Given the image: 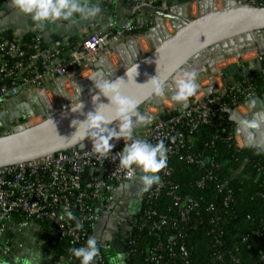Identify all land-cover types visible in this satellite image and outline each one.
Masks as SVG:
<instances>
[{"label":"built area","instance_id":"built-area-1","mask_svg":"<svg viewBox=\"0 0 264 264\" xmlns=\"http://www.w3.org/2000/svg\"><path fill=\"white\" fill-rule=\"evenodd\" d=\"M132 1L135 2L133 5L135 9L140 10V16L143 17L140 25L135 22L129 27L122 26L116 29L111 24L103 32L90 28V30H83L78 36L71 39L55 37L48 41L42 38L35 26H32L27 32L30 34L28 40L25 38L26 33L12 32L9 35H0V133L3 130L17 132L20 129L38 125L49 116L57 115L72 105L78 104V98H74L75 88L74 83L71 82L73 78L78 79L84 77L85 73L93 74L98 71L102 76L109 78L111 72L108 71L107 63L103 60L106 55L108 58L110 57L109 44L114 43L113 48L116 51L119 46L117 42L125 32L124 29L130 32L140 30L147 23L148 19L144 20L145 13H148L149 17L151 16L150 21L153 17L154 22L155 15L142 10V6L175 13L177 7L181 8L195 2L203 8L207 0H188L180 4L169 3L166 0ZM210 1L213 9L214 0ZM217 1L227 5L235 2L264 6V0ZM162 18L157 17V19ZM163 19L170 22L168 28L165 26L161 33L163 37H166L174 32L176 22L168 18ZM146 33H150L149 28ZM128 36L125 40L132 38ZM224 52V48L219 50L221 57ZM206 55L213 58L209 53ZM258 71L264 74V66ZM254 78L255 71L253 70L249 76L238 81L233 92L225 93L221 88L219 91H215L214 95H210V93L206 94L204 90V96L201 98L190 97L184 105L173 103L170 106H165L161 101L163 111H160L158 105L149 120L147 119L149 108L142 112L146 117V123L134 129V137L152 144L163 140L168 148L167 156H169L177 152L185 142L182 130L177 129V126H188L190 131L194 130L198 124L207 122L208 117L214 115L215 104H219L218 109L222 112L220 115L222 119L229 118L228 114H233L232 111L240 107L251 111L249 101L254 94L251 84ZM172 84L171 77L167 84L171 93ZM78 88L76 87V92ZM69 89L72 91L70 92ZM91 89H95L94 86ZM88 92L82 93L81 97ZM231 93L234 95H230ZM235 95L238 97L230 100L229 104L221 101L223 98ZM239 97L241 100L237 101ZM150 102L148 103L150 104ZM230 107H234V109H230ZM53 108H56V111ZM259 112L256 110L251 113V119ZM260 113L264 115V111ZM228 139L238 148H253L237 123L233 126L232 135ZM110 143H113L115 147L107 154V157L97 154L92 149L91 141L86 139L81 150L72 153L58 152L0 168V262L6 258L11 264H21L14 262L9 246L12 244L13 247L23 249L22 241L27 238V229H35L33 222L42 219L48 220L52 224L50 234L71 237L79 244L78 247L84 245L83 240L89 235L84 224L94 225L99 222L102 219L101 209H109L117 201L119 186L134 181L137 175V168L134 167L129 175V170L123 169L119 164L120 152L124 145L130 141L121 139L110 141ZM186 159L189 162L193 161L189 156ZM87 167L89 171L84 176L83 172ZM95 169L99 170L97 175H93ZM160 173L168 175V166ZM89 178H91L90 181L87 180ZM207 178H211V176L207 175ZM162 180L145 191L146 202L159 195L160 190L166 184ZM202 185L203 180L198 182V186ZM176 189L177 186L171 184L167 195L172 199L173 206L180 209V220L184 221L188 212L197 203L190 199H182ZM66 208L71 212L76 211L75 217L83 225L81 229L74 230L75 221H69L64 216ZM146 214L156 215L150 209L146 211ZM135 217L136 215L131 218L130 225ZM140 221L142 225H145L146 221L142 219ZM166 221L167 218L164 215H159V220L148 227L151 230H158L166 224ZM35 232L36 236L41 234L39 229H36ZM126 245L131 246V243L127 242ZM41 259L47 260L46 257ZM51 261L56 264H66L63 258L52 259L50 257ZM101 261L103 259L100 252L92 264Z\"/></svg>","mask_w":264,"mask_h":264},{"label":"trees","instance_id":"trees-1","mask_svg":"<svg viewBox=\"0 0 264 264\" xmlns=\"http://www.w3.org/2000/svg\"><path fill=\"white\" fill-rule=\"evenodd\" d=\"M29 37L26 33L25 38ZM251 84L257 98L262 97L264 74L255 71ZM232 97L221 101L229 104ZM221 114L215 111L192 131L188 126H177L184 135V145L168 156L169 174L158 173L166 183L159 195L149 202L143 196L125 239L131 246L125 245L121 254L100 244L103 261L95 264H112L121 255L123 264H264V155L256 147H236L228 139L234 122L228 117L222 119ZM187 156L193 161L189 162ZM202 180L203 185L198 186ZM171 184L177 186L182 199L197 203L184 221L167 195ZM149 209L156 215L146 214ZM72 213L75 216L76 211ZM159 215L167 218L166 224L151 230L148 226L157 222ZM33 226L41 234L30 251L47 258L39 259L38 264H56L50 257L79 264L68 251L79 246L74 239L50 234L52 224L45 219L34 221ZM93 226L84 224L89 233L84 244L92 236Z\"/></svg>","mask_w":264,"mask_h":264},{"label":"water","instance_id":"water-1","mask_svg":"<svg viewBox=\"0 0 264 264\" xmlns=\"http://www.w3.org/2000/svg\"><path fill=\"white\" fill-rule=\"evenodd\" d=\"M124 1L132 5L135 4L132 0ZM141 8L155 15L154 26L150 27L149 31L155 36L157 46L142 58L137 59L136 54H132V58L129 60L130 65L127 69L131 67L132 63H135L138 65V74L134 80L129 78L124 88V94L138 100V108L155 100L160 111H163L160 98L149 95V88L145 84L148 79L157 74L161 78L168 77L167 85L171 78L170 73L173 74L174 69L186 67L189 71H195L200 65V59H207L206 54L211 50L218 49L219 51L245 34L253 35L255 32L264 30V6L232 2L221 10H213L211 1L207 0L205 14L192 19L182 17L180 7H177L175 14L146 6ZM157 17L168 18L176 22L175 30L169 37H163L161 34ZM135 22L133 21L132 24L134 25ZM128 49L132 52V47H128ZM199 56L201 57L199 58ZM198 59L199 61H197ZM125 71L116 77L127 81ZM205 92L209 94L211 89L206 88ZM93 95H98V90L92 89L83 96L81 100L83 108L78 112H72L69 107L57 115L49 116L38 125L20 129L17 132L3 130L0 133V168L58 152L72 153L83 149L86 139L81 142L83 147L80 143H71L67 139L75 131V127L72 125L73 120L82 121L88 112L95 111L96 104L108 103L102 95L93 103ZM141 114L143 113L141 112ZM229 118L243 129L250 144L258 148L264 155V135L256 122L250 119L247 123H243L234 115H230ZM88 171V167L84 169V176ZM98 172L99 170L95 169L93 175H97ZM87 180L90 181L91 178ZM123 237L126 239L127 234H124Z\"/></svg>","mask_w":264,"mask_h":264},{"label":"clouds","instance_id":"clouds-1","mask_svg":"<svg viewBox=\"0 0 264 264\" xmlns=\"http://www.w3.org/2000/svg\"><path fill=\"white\" fill-rule=\"evenodd\" d=\"M12 5L22 14L29 15L34 21H56L69 20L74 15H79L82 19L94 18L100 13V8L96 4L89 5L88 0H12ZM170 73L172 77V96L175 102L186 103L198 90L196 71L173 70ZM127 81L121 77L115 79L96 76L93 81L94 88L98 90V95L92 96L95 103L102 95L108 103L96 104L95 111L88 112L85 119L73 120L72 125L75 131L67 139L71 143H81L85 139L91 141L92 149L101 157H107V154L115 147L110 141L127 140L130 143L124 145L119 156V164L123 169L131 170L138 168L143 175L140 176L144 190L147 191L154 184L161 182L158 173L167 167L168 148L163 140L152 144L146 140L135 138L134 129L146 123V117L138 109L139 101L126 96L124 88L129 78L134 80L138 74V65L132 63L131 67L125 71ZM168 77L161 78L158 74L148 79L145 83L149 88V95L162 97L165 94ZM81 89L78 88L77 95L80 100ZM83 108V104H74L71 106L72 112H78ZM114 125V126H113ZM64 216L69 221H75V229L83 227L74 214L67 208L64 210ZM108 238V234H105ZM72 257L79 260V264H92L99 256L100 249L95 236H90L86 243L80 247L68 249ZM123 261L120 257H115L116 261ZM39 253L30 252L29 260L26 264H38Z\"/></svg>","mask_w":264,"mask_h":264},{"label":"crops","instance_id":"crops-1","mask_svg":"<svg viewBox=\"0 0 264 264\" xmlns=\"http://www.w3.org/2000/svg\"><path fill=\"white\" fill-rule=\"evenodd\" d=\"M88 2L90 6L96 4L100 8V13L94 18L82 19L77 14L69 20L60 19L56 21L37 22L31 16L20 13L12 5V0H0V35H9L12 32L27 33L32 26H35L42 38L48 41L58 36L74 38L85 29L90 30V28H95L103 32L111 24L118 29L127 24L131 25L133 21H136L137 25H140V22L143 21V17L139 13L132 15L133 5L127 1L88 0ZM149 18V15L144 14V20ZM147 45L149 44L147 43ZM119 46H123L127 50L123 42ZM238 53L240 52L236 51L235 55ZM141 175L143 173L137 168V175L134 181L123 183L119 186L117 201L109 209H101L102 219L93 226L92 236H95L103 247L107 246L115 253L122 254L124 252L126 244L123 236L128 233L131 218H134L138 213L142 203L145 190L140 180ZM35 230L31 228L26 231L27 238L22 241L24 245L22 250H25L23 256L25 259H23L21 264H26V261L29 260L30 249L34 247L35 238L37 237ZM105 234H108L107 239L105 238ZM11 247H13L12 244L9 246V249ZM14 248L17 247L14 246ZM19 253L22 256V253ZM15 255H18L16 251L13 253V257ZM120 258L123 261L122 255ZM0 264L11 263L6 258H3ZM116 264H120V261H116Z\"/></svg>","mask_w":264,"mask_h":264},{"label":"bare ground","instance_id":"bare-ground-1","mask_svg":"<svg viewBox=\"0 0 264 264\" xmlns=\"http://www.w3.org/2000/svg\"><path fill=\"white\" fill-rule=\"evenodd\" d=\"M227 6L228 5L223 3V2H219L217 0H214V3H213V9L214 10H221ZM206 11H207L206 10V3L203 5V8H201V5L197 2L186 4L183 7H181V9H180L181 16L184 18H187V19H189L190 17L196 18V17L202 16L205 14ZM170 13L175 14L176 12L174 13L172 11ZM157 22L160 25V32L161 33H163V31H164L163 28L165 26L168 28V26L170 25V22L167 19H163V18L157 19ZM171 34H169V36ZM169 36H166V38ZM133 41L136 43H133ZM252 41L255 43H258L259 45L255 44V46H254ZM263 41H264V30H261L259 32H255L253 35L251 33L245 34V35L241 36L239 39H237L236 41H232L229 44H227L225 47H223L225 49V52L223 54L224 56H222V57H221V54L219 53L218 49L211 50L210 53L212 54L213 58H211V57H208V59L201 58L200 59V65L195 70L197 72V77H198L196 82L199 85V87H198L197 92L192 97L201 98L202 96H204V90L206 88H210L212 90V92L219 91L222 88L221 84L217 80L219 77L218 73L217 72L215 73V69H216L215 63L218 62V60H222L225 56L227 57V56L235 55L236 51L237 52H245L247 50H250L252 47H255L254 49L257 50V45H258V47L264 46ZM147 43L152 47V49H154L157 46L155 36L153 35L152 32L146 33L143 36H141L140 38H137V37L127 38L124 42L125 46L127 47V50L124 49L123 46L117 47L115 52L117 53L118 57L122 60L121 65H122L123 69H127L129 67V65H130L129 60H130V57L132 56V54H136L137 59H140L143 57V54L141 52V48ZM241 44H243V45L239 46ZM128 47H130V48L132 47V52L129 51ZM215 53H219V54L214 55ZM106 56L103 57V60L105 61V63H107L108 71L109 72H112V71L117 72L116 70H114L115 67H114V65H112L108 56L107 57ZM200 57L201 56H199V58ZM197 61H199V59ZM210 67H212L213 70H211ZM178 70L189 71L185 67H181ZM96 76H102L101 72L98 71V72H95L93 74H88V75L81 77V78H78V79L77 78L72 79L71 82L74 83V88H75V94H74L75 99L78 98V95L76 92V87H79L81 89L80 100H82L83 99V97H81L82 93L92 90L91 88H93L94 85H93V81L91 79H94ZM104 77L107 78V76H104ZM89 78H91V79H89ZM203 80H204V83H202ZM206 85H207V87H206ZM171 96H172L171 90L166 85L165 94L162 97H160V100L162 101L163 105L170 106L173 103L184 105V102L173 101L171 99ZM80 100L78 98V100H77L78 103L80 102ZM157 107H158L157 102L155 100H152L149 104L150 109L147 110V119L148 120L153 115V113L156 111ZM53 110L56 111V108H53ZM244 110H245L244 108L240 107V108H238L232 112H233V115L238 120H240L243 123H247L248 118H247L246 112H244ZM253 117H255L254 122H256L259 130L264 135V115H262L259 112V113H256ZM240 130L242 132H244L241 127H240Z\"/></svg>","mask_w":264,"mask_h":264},{"label":"rangeland","instance_id":"rangeland-1","mask_svg":"<svg viewBox=\"0 0 264 264\" xmlns=\"http://www.w3.org/2000/svg\"><path fill=\"white\" fill-rule=\"evenodd\" d=\"M185 1L188 0H178L176 2L173 3H184ZM137 13H141L140 10H136L135 6L132 7V15L137 14ZM146 15H149L148 13H145ZM151 18V16H150ZM148 19L147 23L144 24L142 26V28H140L141 30H135L130 32L129 30L127 31L126 29L125 32L123 33V35H121L119 37V41L117 43H122L124 42L125 38L128 36V34H130L128 37H137L140 38L141 36H143L147 31L148 28H150L152 25L154 26V22H153V17L151 19ZM130 24H127V26L124 25V27H129ZM128 33V34H127ZM254 38V37H253ZM259 42V41H258ZM264 42V41H263ZM133 43H136L133 41ZM252 43L254 44H258L252 41ZM114 43L109 44L110 47V61L112 63V65H114L115 69L117 72L112 71L111 74L109 75V78H114L118 75H120L121 73H123L126 69H123L122 67V60L118 57L117 53L115 52V49L113 48ZM243 44L239 45L242 46ZM259 45V44H258ZM257 45V50L254 49L255 47H252L250 50H247L245 52H240L237 55L234 56H225L222 60H218V62L215 63L216 65V69H215V73H218V81L221 84L222 90L227 93V92H233L234 88L236 87L238 81H240V79L249 76V74L254 70V71H258L261 67L264 66V46H260L258 47ZM153 49L151 48V46L145 44L142 48H141V52L143 54V56L147 55L150 51H152ZM204 53L206 54V52L204 51ZM210 55H212L209 52ZM242 54V55H240ZM224 56V55H222ZM132 57H130L131 59ZM245 58V59H244ZM208 59V58H207ZM214 64V63H213ZM211 70H213L212 67H210ZM86 72V71H85ZM84 72V73H85ZM206 72V71H205ZM90 73V72H89ZM89 73H85L84 75H88ZM201 73V72H200ZM214 73V74H215ZM240 78V79H237ZM202 83H204V80L202 81ZM207 87V85H206ZM70 92L72 91V89H69ZM215 92H212L210 95H214ZM230 95H234L233 93H231ZM238 96L235 95L234 97L231 98V100H233L234 98L236 99ZM149 103H146L144 105H141L138 108V111L141 113L144 110H146L147 108H149V106L147 107ZM249 104L251 105V111H249L247 108H244V112H246L247 118L251 119V113H253L254 111H264V95L262 97H258L256 95H252V99L249 101ZM219 104H215L214 108L215 111H219L218 109ZM150 109V108H149ZM230 109H234V107H230ZM249 115H248V114ZM230 117V114H228ZM233 115V114H231ZM250 116V117H249ZM255 119V117H253V120ZM234 122V121H233ZM248 122V120H247ZM236 125V123L234 122V126ZM254 147V146H253ZM128 212V211H127ZM11 253L13 254L15 251L16 253H18V255H15L14 258V262L16 263H22L24 256L23 253L25 252V250L19 249V248H14L11 247L10 249ZM22 253V256L20 255V253Z\"/></svg>","mask_w":264,"mask_h":264}]
</instances>
